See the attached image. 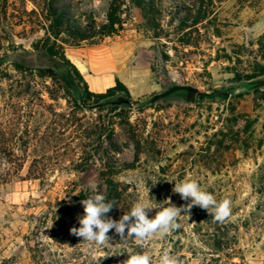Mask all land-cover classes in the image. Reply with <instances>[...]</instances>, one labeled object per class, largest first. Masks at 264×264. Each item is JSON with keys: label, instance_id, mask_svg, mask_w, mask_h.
Wrapping results in <instances>:
<instances>
[{"label": "rangeland", "instance_id": "rangeland-1", "mask_svg": "<svg viewBox=\"0 0 264 264\" xmlns=\"http://www.w3.org/2000/svg\"><path fill=\"white\" fill-rule=\"evenodd\" d=\"M111 1L0 0V264H122L129 249L156 257L165 248L182 264H264V0H144L145 14L121 0L117 35L76 45L64 30L57 42L71 63L83 46L90 66H120L114 81L129 107L82 91L74 103L41 63L15 69L22 50L35 60L50 6L84 30L107 23ZM88 79L92 93L114 85ZM175 85L197 88L194 101L183 91L154 100ZM108 179L117 221L141 199L185 207L191 201L173 192L185 179L230 199L231 214L218 222L193 206L142 247L114 229L92 245L70 230Z\"/></svg>", "mask_w": 264, "mask_h": 264}, {"label": "clouds", "instance_id": "clouds-1", "mask_svg": "<svg viewBox=\"0 0 264 264\" xmlns=\"http://www.w3.org/2000/svg\"><path fill=\"white\" fill-rule=\"evenodd\" d=\"M173 192L179 194L181 199L191 202L185 207H176L170 200H166L168 206L156 203L159 207H154L150 199H141L134 203L118 221L107 215L118 205L114 201L107 200L102 194H95L81 202L84 215L79 217L80 226L73 227L70 231L73 235L96 246H103L109 241L110 237L107 233L112 229L121 238L125 237V231H127V236L134 237L138 245L142 247L151 237L157 235L166 237L175 231L179 227L178 217L181 213H188L193 206L206 210L218 222H224L230 217L231 200L227 198L217 200L212 193L202 189L196 180L185 179L174 183ZM152 209H158V211L154 217L149 218L148 213ZM126 253L127 259L122 264H182L180 258L168 248L161 250L156 257L143 250L129 249Z\"/></svg>", "mask_w": 264, "mask_h": 264}, {"label": "trees", "instance_id": "trees-1", "mask_svg": "<svg viewBox=\"0 0 264 264\" xmlns=\"http://www.w3.org/2000/svg\"><path fill=\"white\" fill-rule=\"evenodd\" d=\"M54 1V0H50ZM121 0H112L107 13V23L95 27L91 26L84 30L72 26L66 19L65 14L54 11L51 6L49 7L50 21L48 30L45 32L46 38L41 42V46L38 48L35 60L27 56L26 51H21L16 54L13 59L15 69L18 71L31 70L34 63H41L42 66L38 68V72L50 77L54 82L59 83L61 90L67 94L69 99L74 103H77V98L81 97V91L84 93L86 99H113L115 104L130 106L132 99L127 87L118 79H115L114 85L109 87L104 93H92L88 90L86 82L83 80L82 75L75 67L74 64L66 57L64 48L61 44H58V37L65 30L71 36L72 40L78 42L92 39L96 36L106 37L117 35L121 29V24L116 13L118 11V5ZM134 6L140 9L144 14L146 10L148 13L151 11V3H145L144 0H130ZM152 1V0H148ZM262 51L261 59L263 64L260 65V73L264 75V44L260 46ZM1 62V59H0ZM257 85H264V80H257ZM82 87V89L80 88ZM138 153V146H136V154ZM106 199L114 201L117 205L119 203V192L116 183L112 179L106 180ZM114 207L107 215L115 209Z\"/></svg>", "mask_w": 264, "mask_h": 264}, {"label": "crops", "instance_id": "crops-1", "mask_svg": "<svg viewBox=\"0 0 264 264\" xmlns=\"http://www.w3.org/2000/svg\"><path fill=\"white\" fill-rule=\"evenodd\" d=\"M85 50L86 48L81 46L78 49L71 51L70 57L72 63L88 83L89 87H91L88 79L89 77L93 78L94 82L98 85H104L108 78L112 79V83L114 82V77L120 78L117 74V70L120 66H100V64H95L96 66H90L83 52Z\"/></svg>", "mask_w": 264, "mask_h": 264}, {"label": "water", "instance_id": "water-1", "mask_svg": "<svg viewBox=\"0 0 264 264\" xmlns=\"http://www.w3.org/2000/svg\"><path fill=\"white\" fill-rule=\"evenodd\" d=\"M178 91H183L186 93V101L188 103H192L194 101L195 95L198 93V89L193 87V86L175 85V86H172L171 88H169V90H167L166 92L155 96L154 100H156L160 97L167 96V95L172 94L174 92H178Z\"/></svg>", "mask_w": 264, "mask_h": 264}]
</instances>
